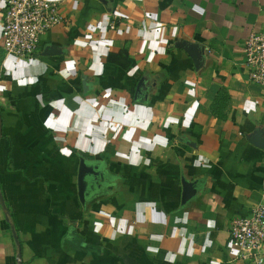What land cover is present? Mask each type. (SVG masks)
Returning <instances> with one entry per match:
<instances>
[{"label":"crops","instance_id":"crops-1","mask_svg":"<svg viewBox=\"0 0 264 264\" xmlns=\"http://www.w3.org/2000/svg\"><path fill=\"white\" fill-rule=\"evenodd\" d=\"M55 1L23 59L0 0V264H248L229 225L264 202V0Z\"/></svg>","mask_w":264,"mask_h":264},{"label":"built area","instance_id":"built-area-1","mask_svg":"<svg viewBox=\"0 0 264 264\" xmlns=\"http://www.w3.org/2000/svg\"><path fill=\"white\" fill-rule=\"evenodd\" d=\"M65 21L58 1L7 0L1 25L6 55L35 58L42 35ZM243 49L249 79L264 87V29L252 31ZM229 239L237 249L238 260L248 264H264L263 201L256 203L248 214L232 218Z\"/></svg>","mask_w":264,"mask_h":264},{"label":"trees","instance_id":"trees-1","mask_svg":"<svg viewBox=\"0 0 264 264\" xmlns=\"http://www.w3.org/2000/svg\"><path fill=\"white\" fill-rule=\"evenodd\" d=\"M229 94L225 89H219L216 98L212 105V111L218 115L219 118H226V114L224 113V109L226 107L227 102L229 101Z\"/></svg>","mask_w":264,"mask_h":264},{"label":"water","instance_id":"water-1","mask_svg":"<svg viewBox=\"0 0 264 264\" xmlns=\"http://www.w3.org/2000/svg\"><path fill=\"white\" fill-rule=\"evenodd\" d=\"M0 121H1V119H0ZM0 124H1V123H0ZM80 185H81V187H82V174L80 175ZM188 191H189V189H188V187H186V188H185V192H184V197H185V199H186V197L188 196ZM0 200H1V202H2L3 207L6 208V205H5V203H4V199L2 198V196H0ZM15 237H16V235H15Z\"/></svg>","mask_w":264,"mask_h":264}]
</instances>
